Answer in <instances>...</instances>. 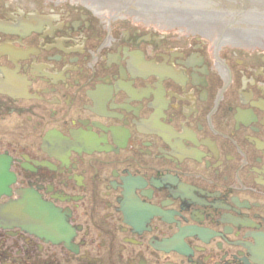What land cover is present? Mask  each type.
Masks as SVG:
<instances>
[{
    "label": "flooded vegetation",
    "instance_id": "af4514ba",
    "mask_svg": "<svg viewBox=\"0 0 264 264\" xmlns=\"http://www.w3.org/2000/svg\"><path fill=\"white\" fill-rule=\"evenodd\" d=\"M132 8L0 0V264H264V35Z\"/></svg>",
    "mask_w": 264,
    "mask_h": 264
},
{
    "label": "water",
    "instance_id": "95a60500",
    "mask_svg": "<svg viewBox=\"0 0 264 264\" xmlns=\"http://www.w3.org/2000/svg\"><path fill=\"white\" fill-rule=\"evenodd\" d=\"M214 5L219 6L221 11L230 12L235 17L246 16L264 20V0H209ZM173 9H176L172 7ZM171 6L165 8L167 12L172 11ZM159 10V9H158ZM247 19V17H246ZM221 25H226L225 22ZM255 26L261 24L255 23ZM12 182L11 175L7 172V164L0 157V198L8 197V186ZM13 221L16 225L23 224L29 227L45 228L52 225L51 220H61V216L56 209L47 205L33 195L21 194L18 200H8L0 205V220ZM21 225V227H24Z\"/></svg>",
    "mask_w": 264,
    "mask_h": 264
}]
</instances>
